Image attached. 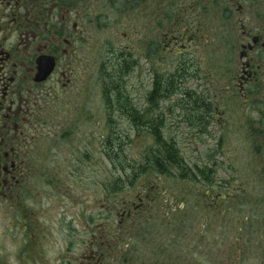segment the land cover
I'll return each instance as SVG.
<instances>
[{"label":"flooded vegetation","instance_id":"flooded-vegetation-1","mask_svg":"<svg viewBox=\"0 0 264 264\" xmlns=\"http://www.w3.org/2000/svg\"><path fill=\"white\" fill-rule=\"evenodd\" d=\"M249 178L264 0H0V264H239L215 233Z\"/></svg>","mask_w":264,"mask_h":264},{"label":"rangeland","instance_id":"rangeland-1","mask_svg":"<svg viewBox=\"0 0 264 264\" xmlns=\"http://www.w3.org/2000/svg\"><path fill=\"white\" fill-rule=\"evenodd\" d=\"M134 83L132 80L129 84V91H134ZM120 135H129V139L125 138V141L129 140L126 146L120 148V171H132V168L145 170L140 158L148 148L135 143L133 131L124 124H120ZM189 153L194 155L192 149ZM244 167L245 163H236L237 172H242ZM109 169H113L110 162ZM233 183L242 184L244 193L233 198L234 207H225L220 213L215 239L220 243L221 249L228 243L231 244L237 253L239 264H264V185L254 178L235 179ZM206 231L209 232L206 233L205 239L212 241V227ZM207 249L206 247L205 264L211 261Z\"/></svg>","mask_w":264,"mask_h":264},{"label":"trees","instance_id":"trees-1","mask_svg":"<svg viewBox=\"0 0 264 264\" xmlns=\"http://www.w3.org/2000/svg\"><path fill=\"white\" fill-rule=\"evenodd\" d=\"M131 170H132V171H137V168H132Z\"/></svg>","mask_w":264,"mask_h":264}]
</instances>
